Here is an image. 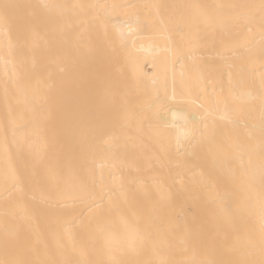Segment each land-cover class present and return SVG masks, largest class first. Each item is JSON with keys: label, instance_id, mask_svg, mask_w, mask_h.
I'll return each instance as SVG.
<instances>
[{"label": "bare ground", "instance_id": "obj_1", "mask_svg": "<svg viewBox=\"0 0 264 264\" xmlns=\"http://www.w3.org/2000/svg\"><path fill=\"white\" fill-rule=\"evenodd\" d=\"M262 260L264 0H0V264Z\"/></svg>", "mask_w": 264, "mask_h": 264}, {"label": "snow or ice", "instance_id": "obj_2", "mask_svg": "<svg viewBox=\"0 0 264 264\" xmlns=\"http://www.w3.org/2000/svg\"><path fill=\"white\" fill-rule=\"evenodd\" d=\"M5 7H7V6H5ZM261 264H264V260L261 261Z\"/></svg>", "mask_w": 264, "mask_h": 264}]
</instances>
